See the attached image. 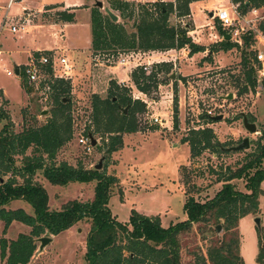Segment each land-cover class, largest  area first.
I'll return each mask as SVG.
<instances>
[{
  "label": "rangeland",
  "instance_id": "1",
  "mask_svg": "<svg viewBox=\"0 0 264 264\" xmlns=\"http://www.w3.org/2000/svg\"><path fill=\"white\" fill-rule=\"evenodd\" d=\"M95 1L18 0L6 8L8 0H0V112L9 116L15 133L44 124L55 109V92L52 89L55 79L44 73L38 81L27 83L31 91L26 92L21 85L20 73L19 76L14 75V65L20 69L39 53H53L67 58L69 64L74 66L73 76L67 80L70 92L66 96L70 103V110L66 114L71 118L72 137L58 150L54 165L64 162L88 170L94 169L103 158L99 171L118 178L108 204L116 220L128 222L134 210L149 217H158L161 226L167 228L186 220L183 204L189 196L199 203L212 199L223 184L219 177L227 169L239 167L246 155L255 150L257 143L264 144V69L261 66L256 73L255 90L239 94L244 85L241 51L233 49L222 52L212 48L213 52H209L212 45L221 41V33L215 26L217 21L210 20L212 17L209 14L218 8L229 9V0L193 2L190 6L192 20L190 17L169 16V24L188 30H192L193 25L208 23L200 34L188 32L194 43L206 49L195 56H190L187 48L184 51L92 52L90 12ZM97 1L108 7L118 17L116 23L123 24L131 33L139 10L142 7L147 9L144 5L157 0H124L135 4V12L128 11L124 19L118 11L110 8L108 0ZM159 1L175 3V0ZM66 5L80 6L65 8ZM74 9L81 10L74 14L72 23L60 21L59 13H71ZM99 11L104 14L103 10ZM25 16L29 17L25 30L12 33L11 26L18 24ZM263 19L264 10L253 16V21L245 29L255 36L256 43L252 49L264 55V36L257 29L258 22ZM241 35L235 37L240 46ZM162 64L168 65L167 71L159 67ZM140 67H148L146 74L151 71L158 73V86L151 88L148 95L139 92L130 78L131 72ZM117 88L119 91L126 90L121 91L125 97L145 104L143 111L135 113L138 131L124 134L122 149L109 157L103 156L108 136L91 134L97 144L87 153L78 144V139L86 137L88 129L93 130L92 96L105 98L110 91L117 92ZM230 94L232 98L227 99ZM114 102L117 103V100ZM119 106L128 111L124 105ZM120 108L117 110L120 111ZM208 112L211 113L210 117L223 115V119L212 123L202 119L201 116L208 115ZM153 116L160 123L148 125L147 121ZM243 116L255 124L256 133L246 131ZM202 128L212 129L216 139L225 145L223 148L237 146L244 138L249 139V148L226 153L222 150L217 154L207 150L192 158L189 146L182 143V139L189 136L192 129ZM31 154V150H28L27 155ZM16 160V165L20 166V157ZM46 163L49 164L47 160ZM11 177L9 173L2 176V180L6 182ZM15 179L19 184L23 181L17 176ZM32 180L46 190L50 211L60 210L69 201L87 202L93 199L94 182L54 186L43 177L41 171ZM231 183L235 190L247 192L245 180H232ZM261 190L263 193L258 199V211L241 218L235 230L243 264H260L256 261L259 236L255 218H259L261 243L264 244V181ZM4 208L21 209L32 215L31 207L23 201H13ZM223 223L221 221L219 224V232L216 231L218 225L208 221L193 224L189 232L182 234L181 264H193L196 255L206 258L212 239L225 237L228 240L230 235L224 230ZM3 228L4 223L0 221V238L4 237L8 243L21 234L30 233V228L19 222H12L4 234ZM89 228V222L85 221L58 235L45 233L41 237H50L52 241L42 250H39L40 243L35 241L36 250L28 264H86L85 241ZM210 229L215 230L214 235ZM0 264L4 263L0 261Z\"/></svg>",
  "mask_w": 264,
  "mask_h": 264
},
{
  "label": "trees",
  "instance_id": "2",
  "mask_svg": "<svg viewBox=\"0 0 264 264\" xmlns=\"http://www.w3.org/2000/svg\"><path fill=\"white\" fill-rule=\"evenodd\" d=\"M108 1L110 8L118 11L122 19L127 17L128 11L135 12L134 3L124 0ZM197 1L203 0H175V3L157 0L147 3L144 5L147 9L142 7L139 10L133 23L134 31L131 33H128L123 24L111 22L98 8H92L91 50L94 53L110 50L120 53L187 48L190 56L205 52L203 45L194 43L189 37L188 32L191 30L168 22L171 15L177 18L189 16L190 4ZM230 2L237 5L238 12L243 15L264 7V0ZM59 18L63 23H72L74 14L61 12ZM215 26L221 32L218 21ZM187 27L189 28L188 25ZM257 29L264 36V19L258 22ZM241 41L240 46L231 40L222 39L209 49L210 53L213 52L212 48L222 52L233 49L241 51L244 85L239 94L255 90L256 73L261 68V63L257 60L258 54L252 49L256 43L253 33L248 31L242 34ZM159 67L166 71L168 69L166 64ZM46 74L55 79L52 85L55 109L44 124L27 127L15 133L9 116L0 112V123H3L0 128V221L4 223L2 232L4 234L12 222H19L30 228L28 235L21 234L9 243L4 237L0 238L1 262L28 264L36 250L34 242L37 238L45 233L58 235L79 222L87 221L90 228L85 241L86 264H181L180 236L189 232L193 224L211 221L213 225H219L223 221V228L230 235L229 239H212L206 258L196 255L193 264H243L235 230L241 218L258 211V199L263 193L261 183L264 181V144L257 143L255 150L246 155L239 167L234 170L227 169L219 177L218 180L223 184L212 199L199 203L193 196H189L183 204L186 220L164 228L158 217H149L132 210L128 222L120 223L112 215L108 205L112 191L118 184L116 176L106 175L95 169L75 168L64 162L59 165L53 163L58 150L72 137L71 118L66 114L70 110V103L66 98L70 92V84L67 80L54 78L49 67H46ZM157 76L158 73L153 71L146 74L142 67L130 74L135 88L145 95H148L151 88L158 86ZM20 78L22 87L30 92L31 88L23 77L22 67ZM121 91L118 88L117 92L110 91L105 98L93 95L91 100L93 130L88 129L86 137L94 133L107 135L108 141L103 152L106 157L122 149L124 134L138 131L135 113L145 109V104L139 100L132 101ZM119 104L127 107L128 111L124 113ZM201 118L213 122L212 117L207 114ZM188 135L182 139V143L189 146L192 158L207 150L216 154L222 150L225 153L230 152L223 148L225 145L216 139L210 128L192 129ZM28 150H31V155H27ZM17 157H20V166L16 165ZM38 171L54 186L94 182L93 199L87 202L69 201L60 210L50 211L46 190L32 180ZM9 173L12 177L3 182L2 176ZM16 176L22 178V183L16 182ZM232 180H245L244 187L247 192L235 190ZM13 201L28 204L32 215L21 209L6 210L4 207ZM210 231L214 235L215 230ZM257 232L259 239L256 261L264 264V244L261 243L260 229Z\"/></svg>",
  "mask_w": 264,
  "mask_h": 264
},
{
  "label": "built area",
  "instance_id": "3",
  "mask_svg": "<svg viewBox=\"0 0 264 264\" xmlns=\"http://www.w3.org/2000/svg\"><path fill=\"white\" fill-rule=\"evenodd\" d=\"M18 0H8L6 8H9L14 2H17ZM256 9L251 10L253 16H256L257 13L255 11ZM231 11V13H230ZM26 14L28 11L25 12ZM212 18L216 19L221 26V38L223 34H229L230 40L234 43H239L235 37H237L240 34H243L246 31L245 27H248L252 21L246 20L245 15L241 14L237 10V5H234L231 3V6L229 9L227 8H218L215 12L212 13ZM29 17L25 16L22 18L18 24L11 26V32L16 33H22L25 30V25L28 22ZM252 30V27H251ZM189 34V33H188ZM257 58L259 62L261 63L262 68L264 69V55L258 54ZM122 64H124V60H122ZM46 67H49L52 71V75L54 78L64 79L68 80L70 78V73L72 70V65L69 64V61L64 56H58L56 54H42L39 53L36 57H31L29 62L27 64H24L22 67V73L23 77L27 81V83L32 84L39 80L40 76L44 73H46ZM148 67H143L144 71L147 70ZM150 68V67H149ZM150 72V71H148ZM208 115H211L210 112H208ZM148 125H151L152 123H160L159 119L155 116L150 117V119L147 121ZM78 144L84 148V150L87 153L91 152L92 146L90 144V140L88 137H80L78 139Z\"/></svg>",
  "mask_w": 264,
  "mask_h": 264
},
{
  "label": "water",
  "instance_id": "4",
  "mask_svg": "<svg viewBox=\"0 0 264 264\" xmlns=\"http://www.w3.org/2000/svg\"><path fill=\"white\" fill-rule=\"evenodd\" d=\"M93 6H94V8H98L100 10H103L104 14L110 19L111 22H113V23L117 22L118 17L108 7H104L103 3L101 1H97L96 0L94 2ZM211 16H212V14H210V17ZM222 38L225 39V40H230V35L229 34H223ZM13 72H14L15 76H19V73H20L19 66L14 65ZM173 76L174 75H172V77ZM226 98L227 99H231L232 95L230 94ZM124 113H126V109H124ZM222 119H223V115H218V116L212 117L213 121H220ZM242 122H243V127L250 134H253V133L257 132L255 124L248 122V120H247V118L245 116H243ZM88 138L90 140L91 146L94 147L97 144V141L93 138L92 135H89ZM248 148H249V139L248 138H244L239 145L234 146V147L226 148L225 150L230 151V152H239V151H242V150H245V149H248ZM102 159H100L98 164L94 166L95 170H97V171L101 170ZM255 224H256L257 229H260L259 218H255ZM216 231L217 232L220 231V226L219 225L216 227ZM35 241L40 243L39 250H42L45 245H47L48 243H50L52 241V239L50 237H40V238H37Z\"/></svg>",
  "mask_w": 264,
  "mask_h": 264
},
{
  "label": "crops",
  "instance_id": "5",
  "mask_svg": "<svg viewBox=\"0 0 264 264\" xmlns=\"http://www.w3.org/2000/svg\"><path fill=\"white\" fill-rule=\"evenodd\" d=\"M204 1H206V0H204ZM230 1V0H229ZM231 3V2H230ZM192 4V3H191ZM191 4H190V6H191ZM86 5V4H85ZM231 5V4H230ZM80 5H76V6H68V5H66L65 6V8H75V7H79ZM87 6V5H86ZM85 11H88V9H86V8H83ZM79 10H81V9H74V10H71V13H73V14H75L77 11H79ZM262 10H264V7L263 8H260V9H256L255 11H256V13L258 14L260 11H262ZM187 17H190L191 18V20H192V15H191V9H190V15L189 16H187ZM209 17H210V14H209ZM212 17V16H211ZM253 18V14H252V12L251 11H249L248 13H246L245 14V19L246 20H251ZM210 20H215V21H217L216 19H213V18H210ZM66 24V23H65ZM208 23H206V24H201V25H197V26H194L193 25V22H192V25H193V29L191 30V34H200V32L202 33V30H205L206 28L204 27L205 25H207ZM253 28V27H252ZM198 42V41H197ZM198 44V43H197ZM181 50H183V49H180L179 51H181ZM184 51V50H183ZM199 54V53H198ZM196 54H194V55H192V56H195ZM31 57V55L27 58V60H29V58ZM69 61V60H68ZM26 63V62H25ZM71 65H72V70H71V73H70V78H71V75L73 76V73H74V66H73V64L71 63ZM5 71H6V69H5Z\"/></svg>",
  "mask_w": 264,
  "mask_h": 264
}]
</instances>
